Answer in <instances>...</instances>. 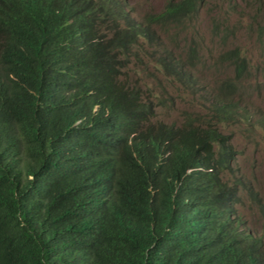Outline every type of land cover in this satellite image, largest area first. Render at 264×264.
I'll list each match as a JSON object with an SVG mask.
<instances>
[{
    "label": "trees",
    "instance_id": "trees-1",
    "mask_svg": "<svg viewBox=\"0 0 264 264\" xmlns=\"http://www.w3.org/2000/svg\"><path fill=\"white\" fill-rule=\"evenodd\" d=\"M220 1L226 15L250 3L263 43L264 0ZM209 2L166 0L139 16L128 0H0V264H264V233L236 209L237 152L223 131L252 124L248 58L222 54L234 76L181 123L159 119L165 102L126 75L141 51L194 88L199 39L182 59L159 32Z\"/></svg>",
    "mask_w": 264,
    "mask_h": 264
},
{
    "label": "rangeland",
    "instance_id": "rangeland-1",
    "mask_svg": "<svg viewBox=\"0 0 264 264\" xmlns=\"http://www.w3.org/2000/svg\"><path fill=\"white\" fill-rule=\"evenodd\" d=\"M166 0H128L140 16L149 10H160ZM238 9L232 15H226V4L220 0H210L201 8L199 16L182 30L166 33L159 32L167 48L174 52L177 58H186L188 46L192 39L198 38V52L202 62L195 69V87L190 88L178 80H171L159 69L155 70L151 58L139 52L142 61L132 59V67L127 71L131 84L136 81L144 90L151 94V99H162L165 104L158 109V118L168 123H181L186 112L205 114L200 104L201 93L210 91L222 80L233 77L234 69L229 63H221L219 58L229 50L239 49L250 62L252 73L250 81L252 114L251 126L247 124H228L223 131L233 138L232 145L237 152L236 178L241 180L240 204L236 206L239 216L249 228L262 235L264 233V217L257 205L260 199L264 204V128H260L256 110L264 113V41L261 42L257 26L261 18L256 17V10L249 8L248 2L237 3ZM211 20H217L222 26L234 29V38H224L226 29L220 36L211 34ZM262 21V20H261ZM254 25V27H253ZM226 40V41H224ZM263 44V45H262ZM148 52L151 51L147 50ZM203 90V91H199ZM205 116V115H203ZM254 198V199H252Z\"/></svg>",
    "mask_w": 264,
    "mask_h": 264
}]
</instances>
